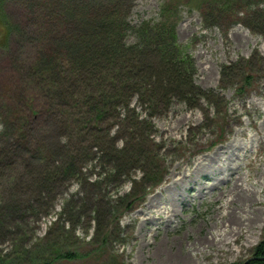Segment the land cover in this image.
<instances>
[{
    "label": "rangeland",
    "instance_id": "1",
    "mask_svg": "<svg viewBox=\"0 0 264 264\" xmlns=\"http://www.w3.org/2000/svg\"><path fill=\"white\" fill-rule=\"evenodd\" d=\"M75 1L102 6L119 2L134 27L142 21L158 20L163 4H175V40L192 59L193 84L206 95L203 99L193 96L192 105L174 99L169 108L161 103L147 109L135 97L130 107L138 120H142L136 130L128 128L132 121L130 113L98 124L96 133L108 140L112 138L117 150L136 142L140 144L139 157L142 152H145L143 156L155 152L159 157V165L155 166L159 168L155 178L158 183H152L149 178L140 187L145 194L131 209L121 213L117 230L106 222L110 220L106 216L102 231L105 226L106 233L112 235L105 254L93 252L97 242L92 239L98 229L94 221L87 225L85 219H80L67 238L57 225L52 226L61 216L65 220L63 228L69 227L70 211L65 205L70 196L78 204L90 198L88 186L84 183L82 186L78 177L70 176L53 184L42 205L40 201L35 206L34 194L31 195L28 202L35 207L28 213L26 225L10 239H0V264H242L264 237V34L253 30L238 10H229L214 19L208 12L191 6L190 0ZM203 6L208 8L209 3ZM6 9L23 32L12 36L7 48L0 46V149L6 141L2 138L9 132L13 134L14 128V124L7 126L4 122L11 110L3 103L9 93L2 82L10 75L13 59H31L33 50L28 42L34 30L20 1L7 0ZM259 23L257 20L253 25ZM135 42L133 33H128L127 43ZM18 84L22 106L33 112L28 139L44 150L48 145L56 155L63 156L65 145L77 157L86 151H89L88 159L99 156L98 161L87 160L83 167V172L88 169L86 175L92 181L105 159L97 147L90 148L91 131L85 127L64 136L58 123L43 125L45 97L34 94L37 87L33 82ZM27 95L35 98L33 107L29 108ZM133 135L138 137L135 142L131 139ZM80 139L84 141L79 143V149ZM40 140L43 146L38 144ZM4 147L5 152L12 151ZM42 155L31 150L14 154L1 173L0 200L9 203L14 196L23 200L29 195L27 172L41 168ZM63 159L57 156L54 160L61 163ZM120 161L127 173L107 184L106 195L111 202L129 193L133 181L139 182L144 176L138 164L126 167L128 162ZM106 163L112 166L115 161L107 159ZM252 183L261 185L259 192L252 189ZM150 198L159 203V208L133 217L137 210L145 209ZM59 243L62 248L77 249L78 256L67 260L55 254L36 253Z\"/></svg>",
    "mask_w": 264,
    "mask_h": 264
},
{
    "label": "trees",
    "instance_id": "2",
    "mask_svg": "<svg viewBox=\"0 0 264 264\" xmlns=\"http://www.w3.org/2000/svg\"><path fill=\"white\" fill-rule=\"evenodd\" d=\"M6 1L0 0L2 48H7L11 44L12 36L14 38L23 32V28L17 22L14 23L7 12ZM17 1L22 4L29 25L34 29L29 34L28 42L33 52L29 60H22L20 57L13 59L10 75L2 82L6 83L5 90L9 93L3 99V103L11 110L4 122L7 126L10 123L14 124V128L13 134L10 135L9 132L2 138H6L3 144L12 151L10 154L5 152L6 148L2 144L0 177L4 165L10 164L16 152L30 153L31 150L43 155L39 158L41 168L27 172L30 180L29 195L23 200L14 196L9 203L0 200V239H10L16 234V230L26 225L30 210L38 206L40 201L42 205L51 194L53 184L59 178L63 180L71 176L78 177L82 181L81 184L88 186L93 202H90L89 198L78 204L74 196H70L65 205L70 211L69 227L63 228L65 220H62L61 216L52 226L57 225L59 231L64 233L63 235L66 234L67 238L69 237L67 234L74 231V225L80 223V219H85L87 225L94 221L98 229L92 239V242L94 240L97 242L93 252L95 250L105 254L107 241L112 235L111 232L106 233L105 226L102 231L106 216L109 215L111 220L106 222L117 230L121 213L131 209L145 194L144 190H139L140 187L149 181L155 183V178L159 174V168L155 169V166L159 165V157L155 152L146 156H143L145 152H142L139 157L141 150L140 144L135 142L138 138L136 135L131 137L135 145L129 142L128 146L117 150L111 141L112 138L108 140V137L96 133L99 129L98 124L107 122L110 117L116 120L121 114L127 116L130 113L129 120L132 118V121L128 128L136 130V126L142 124V120H138L130 107L131 100L135 97L140 101V105L147 109L151 105L154 107L161 103L169 108L174 99L190 104L194 102L193 96L203 99L206 95L193 84L192 59L175 40L177 23L175 4L171 2L163 4L158 20L142 21L134 27L128 22L124 6L119 2L102 6L75 0ZM190 2L191 6L208 12L214 19L229 10H238L243 13L241 16L245 17L253 30L264 34V0H190ZM207 3L208 8L203 6ZM257 20L260 23L254 26L253 23ZM130 32L135 36L134 44L127 43ZM20 81L28 84L33 82L37 87L34 94L39 93L45 97L43 125L52 126L58 123L64 136L72 134L75 130L83 131L85 127L91 131L89 136L93 143L90 148L97 147L101 157L105 159L104 166L95 172L96 177L92 181L86 175L88 169L83 172V167L87 160L98 161L99 156L88 159L89 151H86L77 157L74 150L70 151L65 145L63 156L56 155V151L52 152L48 145L44 150L43 147L38 148L34 144L36 141L31 142L28 139L33 112L21 104L17 92ZM26 99L30 104L29 108L33 107L35 98L27 95ZM55 106L58 110L53 108ZM83 141L78 140V145ZM38 144L43 146V141H38ZM57 156L64 157L61 163L54 160ZM107 159L115 161L112 166L108 164L110 168L105 165ZM123 159L128 162L126 167H130L129 164H138L137 168L143 171L144 176L139 182L133 181L134 186L129 193L123 197H116L113 199L114 202H111L106 195V186L127 173L124 171L125 164L124 167L121 166L123 162L120 160ZM149 178L152 180L148 181ZM32 194L35 206L28 202ZM24 200L27 202L23 203ZM48 235L49 232L46 236ZM77 251L75 248H62L59 243L56 247L50 246L49 249L45 248L42 252L36 253L55 254V257L71 260L78 256ZM252 256L255 259L247 264H264V237L255 246Z\"/></svg>",
    "mask_w": 264,
    "mask_h": 264
},
{
    "label": "bare ground",
    "instance_id": "3",
    "mask_svg": "<svg viewBox=\"0 0 264 264\" xmlns=\"http://www.w3.org/2000/svg\"><path fill=\"white\" fill-rule=\"evenodd\" d=\"M251 137V136H250ZM248 149V148H247ZM250 149V148H249ZM250 150H252V149H250ZM250 150H247V151H250ZM251 152V151H250ZM258 183H260L261 184V182H258ZM253 184L254 183H252V184H250V186H253ZM255 184H257V183H255ZM260 184H258L257 186H253L252 187V189L253 190H257L258 192L260 191L259 190V187L261 186ZM158 209L159 208V203L158 202H155V201H153L151 198L149 199V201L145 204V209H140V210H137L134 214H133V217H137V216H139V215H143V214H147L145 211L146 210H150V209ZM158 211V210H157ZM156 211V212H157ZM158 213H159V211H158ZM162 213V212H161ZM162 215V214H161Z\"/></svg>",
    "mask_w": 264,
    "mask_h": 264
},
{
    "label": "water",
    "instance_id": "4",
    "mask_svg": "<svg viewBox=\"0 0 264 264\" xmlns=\"http://www.w3.org/2000/svg\"><path fill=\"white\" fill-rule=\"evenodd\" d=\"M253 259H255V257L251 256L250 258L245 260L242 264H247L250 260H253Z\"/></svg>",
    "mask_w": 264,
    "mask_h": 264
}]
</instances>
